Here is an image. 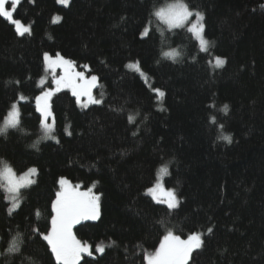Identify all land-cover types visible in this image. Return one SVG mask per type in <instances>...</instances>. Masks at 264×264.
I'll list each match as a JSON object with an SVG mask.
<instances>
[{"label": "trees", "instance_id": "16d2710c", "mask_svg": "<svg viewBox=\"0 0 264 264\" xmlns=\"http://www.w3.org/2000/svg\"><path fill=\"white\" fill-rule=\"evenodd\" d=\"M176 2L202 15L207 51L156 15ZM13 19L30 34L0 17V128L13 105L20 120L0 133V171L37 177L17 209L0 180V264H57L32 229L50 230L62 177L100 198L97 219L73 229L92 252L78 264H147L168 231L201 234L187 264H264V0H20ZM44 53L95 75L105 95L87 108L66 91L49 98L55 140L36 107ZM156 183L175 209L147 191Z\"/></svg>", "mask_w": 264, "mask_h": 264}, {"label": "snow or ice", "instance_id": "6c2138e0", "mask_svg": "<svg viewBox=\"0 0 264 264\" xmlns=\"http://www.w3.org/2000/svg\"><path fill=\"white\" fill-rule=\"evenodd\" d=\"M20 0H0V17L6 18L12 24L17 25V34L23 36L25 33L30 34V28L24 27L23 31L20 30V21L13 19V12L16 6L19 4ZM60 3L67 4L68 0H59ZM11 6L9 10L6 5ZM156 15L162 19H167L169 26H177L183 24L188 20L190 16L193 15L187 7L183 4H178L172 6L165 13L164 10L156 12ZM197 17L200 16L199 13L195 14ZM202 19V17H200ZM60 17H56L55 20H59ZM192 32L199 40V45L201 50L207 51L208 41L202 36L203 26H198L197 24H192L188 29ZM148 30L145 29L143 35H147ZM175 52L165 53V56H175ZM44 60L47 62L48 69L53 72L57 68L63 70V74L53 76V82L55 88L49 87L48 90H42L41 95L37 96L36 107L41 113L43 120L41 121L42 126L45 130L44 138H51L50 133L53 130V125L46 123L49 115V98L53 96L55 92H59L62 89L71 90V94L76 98V102L80 103L81 97H87L88 103L91 104H101L102 101L99 99H94L92 96V88L97 83V77L95 75L87 79L83 72L76 71L73 69V62L70 60H65L57 54V57L53 59L48 53H44ZM225 63L224 59L217 58L216 65L222 66ZM129 67H135V65L130 64ZM79 81V82H78ZM19 83V81H17ZM43 83V80L41 81ZM160 97H163L165 93L160 90H156ZM23 100V96H20ZM87 107V104L83 105ZM223 111L227 113V105H225ZM19 112L16 110V106L13 105V111L8 113L7 119L5 121V128L8 126L15 127L18 124ZM221 127H223L221 125ZM5 128H0V133L5 131ZM68 135H71L69 132ZM135 135V133H133ZM221 139L231 143V136L222 135ZM59 141H57L58 143ZM37 172V169L30 168L27 173L16 177L15 173L10 167L5 166V168L0 171V180L6 182L7 191L11 194L10 200L12 203V208L15 209L18 206V195L20 189L31 185L33 181L29 178L30 174ZM161 174L168 173V167L164 166L160 169ZM159 179V177L157 178ZM60 185V191L55 193V199L51 201V228L45 233H40L38 228H33L32 231L36 232L39 237L46 241L47 246L50 247L51 253L54 255L57 264H78L80 260L81 253L88 252L92 255L90 246L87 244H82L73 234V227L79 224L82 220H95L98 217V197L92 195V189L89 188L87 191H79L78 187H69V181L66 178H60L58 181ZM161 189L160 183L152 188L147 189L149 193H155ZM165 203L168 209H175L179 201L174 193V191L165 192ZM37 218L40 217V212H36ZM163 223V221H161ZM213 229L209 227L207 229L208 233H212ZM201 234L193 233L188 236L186 240H182L179 236L173 235L171 231H168L164 235L163 240L159 244V248L154 254H149L146 256L147 264H187L189 256L194 249H199L202 247ZM17 240L13 239L11 241L8 252L18 251ZM96 251L103 253V246H97Z\"/></svg>", "mask_w": 264, "mask_h": 264}, {"label": "rangeland", "instance_id": "374dc122", "mask_svg": "<svg viewBox=\"0 0 264 264\" xmlns=\"http://www.w3.org/2000/svg\"><path fill=\"white\" fill-rule=\"evenodd\" d=\"M58 3L61 5V6H65V7H67L68 5H69V3H70V0H68V2H67V4H64V3H60L59 2V0H58ZM178 4H183L182 2H176V3H174V4H171V5H168V6H166L165 8H163V9H161V10H164L165 11V13H167L168 12V10L170 9V8H172V6H174V5H178ZM184 5V4H183ZM8 5H6V7H7ZM18 6V5H17ZM17 6H16V8H17ZM15 8V9H16ZM9 10H11V8H9ZM160 10V11H161ZM200 17H202V15H200L199 17H197L195 14H193L192 16H190L189 18H188V20L187 21H185L183 24H180V25H177V26H169V23L167 22V19L165 18V19H162V18H160L164 23H166L168 26H169V28L170 29H182V28H185L186 26L188 27V28H190L191 26H192V24H197L198 26H200V25H202L203 26V17H202V19L200 18ZM60 21V19L59 20H55V22H59ZM195 36V35H194ZM202 36L204 37V26H203V32H202ZM196 37V36H195ZM197 38V37H196ZM198 39V38H197ZM208 50V49H207ZM203 51V50H202ZM203 52H205V51H203ZM45 67H46V74L44 75V77L41 79V81L43 80V83H41V81H40V83H39V85L41 86V87H46V89L45 90H48L49 89V87H51V88H55V84H54V82H53V76H59V75H62L63 74V70L61 69V68H57V69H55V71L53 72L52 70H50V69H48V67H47V62H45ZM74 72H76V71H78L75 67H73V69H72ZM79 72H83V71H79ZM83 74H84V76L87 78V79H90L91 78V76H89L87 73H85V72H83ZM79 82V81H78ZM42 85H44V86H42ZM98 87H99V81H98V79H97V83H96V85L92 88V96H93V98L94 99H99V100H101L102 102H103V100H104V98H105V95L104 94H102V91L101 90H97L98 89ZM64 91H66V92H69L70 94H71V90H69V89H62L61 91H59V92H55L54 94H53V96L54 95H56V94H58V93H60V92H64ZM72 95V94H71ZM53 96H51L50 98H52ZM80 105H84V104H87V107H89V106H91V105H94V104H91V103H88V98L87 97H81L80 98V103H79ZM49 107H50V105H49ZM84 107V106H83ZM87 107H84V108H87ZM16 110L18 111V106H16ZM19 112V111H18ZM18 121H20L19 120V117H18ZM19 123V122H18ZM49 124H51L50 122H49ZM18 126V124L15 126V127H11V126H8V127H6L5 128V124H4V126L2 127V128H5V131H3L2 132V134L3 133H7V132H9V131H11V130H13V129H15L16 127ZM10 127V128H9ZM51 134V133H50ZM51 137H53L52 135H51ZM48 139H51V138H48ZM51 140H55V138L54 139H51ZM8 167H10V166H8ZM11 168V167H10ZM12 169V168H11ZM13 170V169H12ZM13 172L15 173V171L13 170ZM15 175H16V177L18 178V177H20L21 175H18V174H16L15 173ZM22 175H24V174H22ZM36 177H37V172L36 173H34V174H30L29 175V178L33 181V183L31 184V185H33L34 183H35V181H36ZM1 183H2V185H3V187H4V189H5V191L9 194V195H11L8 191H7V185H6V182L5 181H3V180H1ZM31 185H28V186H26V187H23V188H21L20 189V191L21 190H23V189H25V188H28V187H30ZM69 187H75L74 185L72 186H69ZM78 190L79 191H81V192H83V191H87V190H82L80 187H78ZM20 193V192H19ZM151 195H152V197L155 199V200H158V201H160L161 203H163V204H165L166 206H167V204L164 202L165 201V193L163 192V194H160V195H158V194H155V193H150ZM92 195H95V196H97L95 193H94V191H93V189H92ZM162 196H163V198H162ZM98 197V196H97ZM160 199H162V200H160ZM179 201V200H178ZM97 205H98V213H99V211H100V198L98 197V200H97ZM19 207V202H18V206L15 208V209H17ZM84 222H90V221H87V220H82L79 224H81V223H84ZM79 224H77V225H79ZM77 225H75V226H77ZM75 226L73 227V229L75 228ZM85 255H87V253H81V257H80V260L85 256Z\"/></svg>", "mask_w": 264, "mask_h": 264}]
</instances>
